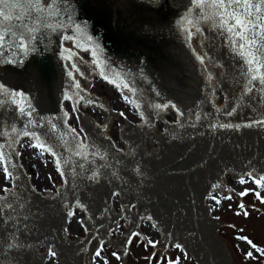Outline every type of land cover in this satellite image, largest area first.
<instances>
[{"label": "water", "instance_id": "95a60500", "mask_svg": "<svg viewBox=\"0 0 264 264\" xmlns=\"http://www.w3.org/2000/svg\"><path fill=\"white\" fill-rule=\"evenodd\" d=\"M21 3L25 7L13 9L11 20L0 18V33L5 37L0 49V84L5 85L0 90V144L5 145L7 167L14 173L7 198L0 196V220L4 221L0 223V264H46V256H34L29 244L58 250L60 264H91L90 244L85 241L99 235L105 223L97 222V215L111 216L113 191L121 193V207H129L121 215L127 216L129 226L138 221L134 230L143 240L140 217L151 215L158 222L161 242L152 253L164 250L165 255L168 244H180L197 254L202 264H238L217 226L225 222L204 207L208 190L238 197L228 194L230 187L221 183L220 175L228 171L245 175L242 167L264 175V125L254 123L264 121V85L259 83L264 78V53L257 43L246 46L241 55L239 38L220 21L221 11L234 10L243 17V8L218 10L214 0H203L200 7L191 0H56L57 15L55 9L37 13L27 0ZM225 20L231 23L230 17ZM76 25L82 33L72 31ZM190 27L200 29L206 56L214 66L222 67L219 83L226 99L218 111L212 103L214 88H209L211 71L192 54ZM31 28L36 29L32 33L36 38L28 44ZM21 34L29 49L35 47L34 52L18 47ZM63 35L75 36L84 49L98 44L95 59L104 77L116 84L122 80L136 91L139 114H144L139 130L153 132L148 124H157L154 108L148 106L168 101L177 105L183 113L180 125H167L177 140L175 148H168V137H156L161 154L143 149L144 137L131 128L122 131L131 147L129 157L118 153L110 147L114 142L100 139L102 131H91V120L83 122L86 117L77 105L73 113L81 116L88 145L77 134L73 136L63 104L66 94L78 100L80 91L65 72L61 52L68 51L59 43ZM247 35L253 37V32ZM255 39L259 41V35ZM249 53L256 61L251 65ZM70 57L72 64L77 63V55ZM8 59L16 62L8 64ZM12 92L23 96L13 97ZM233 108L236 111L228 116ZM220 124L234 127L222 129ZM13 128L21 135L35 132L41 144L55 151L65 175L64 188H58L55 195H40L36 190L15 154L14 141L19 138L6 139ZM93 171L99 178L89 180ZM240 203H244L241 198ZM74 204L83 205L81 210L92 215V225L85 224L92 231L84 242L75 240L68 248L63 240L70 220L67 212ZM117 221H122L120 215L110 226L112 233Z\"/></svg>", "mask_w": 264, "mask_h": 264}, {"label": "rangeland", "instance_id": "374dc122", "mask_svg": "<svg viewBox=\"0 0 264 264\" xmlns=\"http://www.w3.org/2000/svg\"><path fill=\"white\" fill-rule=\"evenodd\" d=\"M88 88L107 102L110 107L113 116L110 119V126L107 129V134L120 149L125 150L126 144L125 140L122 138V128L129 123L135 125L140 121V116L133 101L120 93L117 88L103 82H96V84L90 85ZM224 95V92L219 93V104H224L226 99ZM118 112H124L125 116H118ZM85 114L95 119L99 124H102L103 120L108 117V113L101 110L89 109ZM169 119L173 120L174 118L170 117ZM78 122L79 120L75 117V123L73 125L80 130L81 127ZM81 133L83 137L86 138L84 132L82 131ZM161 133H163V127L159 125V127H157V134L161 135ZM171 139L173 141L176 140L173 138ZM29 140L30 139L26 138L20 143L18 152L20 153L21 163L39 194L52 195L63 185V178L56 171V161L58 159L48 152H45L42 148L24 147L23 145L25 142ZM30 141L32 144L36 145L32 142L33 140ZM152 145L155 146L154 144ZM261 176L264 175H244L243 178L245 179V183L243 184L240 183L241 177H239L238 174L228 176L225 180V185L230 187L228 194L233 192L239 198L231 196V200H225V196L228 195L216 191L213 194L210 192L206 197V212L225 222L223 226L219 224H217V226L237 259L238 264H264V257L256 253L255 250L251 249L245 242L236 239L238 235H246L258 247H264V204H261L256 198V193L264 196V180H261L259 186L254 182L260 179ZM10 179L5 180L3 165H0V195L7 193L4 191V188L7 187L9 189ZM245 189L248 190L246 195L240 197L238 193ZM213 197L218 199L220 203H215ZM240 198L244 201L243 204L246 206L245 210L249 213L246 217L242 214L239 216L236 214L238 211H241L237 208V204L240 203ZM209 209H211V211H209ZM112 210L118 215L123 214L121 193L117 196H113ZM72 211L74 212V216H70L66 230L67 240L72 243H75V240L84 242V236L92 230H85L86 227L84 222L86 221V215L83 210L74 209ZM121 220L122 221H117L115 231L111 236L107 237L105 234L112 224L109 228L103 226L102 231H105L104 235L99 233V235L91 238L88 253H92L95 250L100 239L99 237L102 236L104 240L105 238L108 239L101 249L102 256L108 260V264H169L170 261H174L175 264H202L198 255L191 250L182 247L176 248L171 244H168L169 253L164 255V250H154L156 255L149 260L148 258L152 255V248L144 244L143 240L135 237L132 239L131 244L127 246L128 251L125 255L123 252V241L127 237L126 234H129L130 231H134L137 224L135 222L129 226L126 215L122 217ZM143 220L144 222L141 224V227L144 240L153 239L161 242L162 229L156 219L153 218L151 221L147 219ZM81 221L83 223H80ZM113 222L114 220L112 223ZM117 225H119V227H117ZM153 225H155V227H153ZM241 229H243L242 232ZM117 242H119V245H117ZM40 250V253L46 256V264H60L58 250H52L56 253L55 256L48 255V251L46 252L44 247ZM113 251L117 252V255H120L122 259L117 260L113 257L111 255ZM242 251H253V256L255 258L245 260Z\"/></svg>", "mask_w": 264, "mask_h": 264}, {"label": "snow or ice", "instance_id": "6c2138e0", "mask_svg": "<svg viewBox=\"0 0 264 264\" xmlns=\"http://www.w3.org/2000/svg\"><path fill=\"white\" fill-rule=\"evenodd\" d=\"M150 2L152 3H158L159 0H150ZM217 9L218 10H226L228 8H232L235 9V7L237 6H241L243 8V17L241 16L240 13L236 12V11H221L220 12V21H221V25L223 27L226 28V31L230 34H232V36L234 37H238L239 38V48L242 50L241 51V55H244L243 49H245L246 46H253L256 45L257 43L260 44V48L259 51L261 53H264V0H258V2H253V0H214ZM28 5H30L32 7V9L34 11H36L37 13H43L45 11V8H47L48 10H52L55 9L57 15L59 14V8L56 6V0H51V2H48L47 4L44 3V0H27ZM191 4L193 6L196 7H200L203 4V0H191ZM25 7L24 4L21 3V0H0V18H3L5 20H11L13 18V9H23ZM254 10V11H253ZM189 11H191V9H189ZM49 15H51V11H49ZM225 16H228L231 18V23L227 22L225 20ZM16 19H21V16L17 15L15 17ZM249 25H251V28H249ZM48 27H51V25H48ZM36 31L35 28H31L29 29V36H28V44H31L32 40H35V35H32V33H34ZM73 32L75 33H82L83 29L80 28L79 25H76L75 27H73L72 29ZM200 29L197 28V32H199ZM253 32V37H249L247 35L248 32ZM13 36H16V33H12ZM259 35V41H257L255 39V36ZM4 35L3 33H0V49H2L4 47ZM89 41H91V37H88ZM20 43L18 45V47L20 49H22L25 53H27L29 50L31 51H35V47L32 46L31 49H29L28 45L25 44V36L23 34L20 35L19 37ZM64 41H71L73 42V46L80 48L82 51H87V49H84L83 45L79 43V41L76 40V37L73 35H63L62 37H60L59 39V43L61 44V48H63V42ZM233 43V47H236L237 44L232 41ZM9 48L12 47L11 44L8 45ZM99 45L96 44L93 48H92V55L95 57L97 55V52L99 51ZM67 51V50H65ZM193 56L195 57V60L199 61L201 64L204 63L203 59L201 58V56L196 55L195 52L193 51ZM13 55H17V53H13ZM68 55L72 56L73 54L68 51ZM248 55H252L253 59H249L247 60V63H249L250 65L255 63V58H254V54L249 53ZM61 57L64 58V51L61 52ZM8 64H12L15 63L16 61L13 59H8L5 61ZM97 67H99V64H97ZM71 69H78V66L73 63L71 65ZM66 75L68 77H72L73 76V72L66 68L65 69ZM103 75V74H102ZM105 79H107V77H105ZM109 83H111L112 81L109 80ZM261 85H264V78H262L259 82ZM76 87H79V85H76ZM125 87H128L127 85H125ZM5 89V85L4 84H0V90H4ZM153 91H155V89H153ZM11 95L13 97L16 96H23V93L20 92H12ZM157 95H159V93H157ZM68 97L67 95H65V100H67ZM75 102V101H74ZM13 103H15V101H13ZM89 103H94L93 101H89ZM169 104H171L172 108L176 110L177 114L183 115L182 112H180V110L177 108V105L172 103V101H168V103L165 104H157L156 108L157 109H164V108H168ZM29 107L31 108V105H29ZM32 112H35L36 109L35 108H31ZM236 111L235 108H233L231 111L227 112L228 116H231L232 113ZM21 112H23V109H21ZM72 112H77V109L75 108H71L69 107L67 111L64 112L65 117H69L70 113ZM30 115V113H29ZM118 116L120 117H124L125 113L124 112H118L117 113ZM78 118V116H77ZM140 119L143 120L144 119V114L141 113L140 115ZM197 119H199V117H197ZM254 123H259L261 125H264V121H254ZM54 127V126H53ZM212 128H216L217 125L212 124L211 125ZM220 128H233L234 126L232 124H220L219 125ZM235 127L237 129H239V125H235ZM70 131L73 133V136L76 137V133H77V129L72 127L70 128ZM79 131H84L83 128H81ZM24 136L26 137H30V136H36L35 132H29V131H25L23 133ZM37 139H39V137H37ZM24 147H33V148H40L43 147L45 148L51 155L55 156L56 153L55 151L47 146L46 144H37L34 145L31 143V141H27L25 142V144L23 145ZM80 147H83V145H79ZM9 148H11V145H8ZM110 147L112 148H116L115 144L110 145ZM5 148L4 144H0V165H3V174H4V178L5 180L10 179L14 173L11 172V170L7 167L8 164V160L9 157L6 156L4 154L3 149ZM117 151H119V149H116ZM16 156H19L20 153L17 151ZM79 155V153H78ZM93 155H95V153H93ZM83 158H87L86 156H84ZM101 159H104L103 156H101ZM56 171L57 173H59L61 175V177H64V173L61 172L60 169V161L57 160L56 161ZM113 175L115 176L116 173H113ZM98 174L93 171L92 174L88 177L89 180H93V179H98ZM261 180H264V176H261L260 179L255 180L254 182L257 184V186L260 185ZM240 183L243 184L245 183V179L243 177H241L240 179ZM5 192H8L9 189L7 187L4 188ZM247 189L240 191L238 193V195L240 197H243L246 195L247 193ZM119 193L113 191L111 193L112 196H117ZM256 198L260 201L261 204H264V196H261L259 193H256ZM213 199L215 200V203L219 204L220 201L218 199H216L215 197H213ZM232 197L230 195L225 196V200H231ZM9 208L12 207V205H7ZM80 207H83V205H78ZM70 207V206H69ZM130 207H134V205H131ZM237 208L240 209L241 211H238L236 214L239 215H243V216H248L249 213L247 212L246 206L243 203H239L237 204ZM127 211V210H126ZM209 211H211V209H209ZM7 215V213H6ZM67 216H74V212L69 210L67 212ZM140 219H147L149 221L153 220V217L151 215H147V216H141ZM3 220H0V223H3ZM80 223H83L82 221ZM117 227H119V225H117ZM153 227H155V225H153ZM87 230V229H85ZM112 229L109 228L107 235L111 236L112 235ZM243 231V229H241V232ZM137 238L140 240H143L142 235L139 233L138 230H134V231H130L128 236L125 238V240L123 241V252L126 255L128 248L127 246L131 244L132 239L133 238ZM13 239H15V236L13 235ZM237 240L239 241H243L245 242L251 249H254L256 253H259L260 256L264 257V247H258L255 243H253V241L251 239H249L246 235H238L236 237ZM85 243L90 244L91 240L85 241ZM106 241L103 238L99 239V242L95 248V250L92 252L91 254V264H108V260L106 258H104L102 256V252L101 249L102 247L105 245ZM144 244L149 245L152 249H156L158 246V241L153 240V239H148V240H143ZM20 247H23V245H19ZM176 248H181L180 244H175L174 245ZM8 247L12 248L13 244L12 243H8ZM83 251L85 253H87L88 249L84 248ZM48 255L50 256H55L56 253L54 251H52L51 248H49L48 250ZM111 255L113 257H115L117 260H121L122 257L120 255H117V252L113 251L111 253ZM156 253L153 252L152 255L148 258L149 260H151L153 257H155ZM242 255L243 258L245 260H248L250 258H255L253 256V251H242ZM169 264H175L174 261H170Z\"/></svg>", "mask_w": 264, "mask_h": 264}, {"label": "bare ground", "instance_id": "6f19581e", "mask_svg": "<svg viewBox=\"0 0 264 264\" xmlns=\"http://www.w3.org/2000/svg\"><path fill=\"white\" fill-rule=\"evenodd\" d=\"M187 34H188L190 43L192 44V47L195 51V54L201 56V58L203 59L204 68L211 71L210 79H209V88H214L212 103H213L215 109L218 111L224 105V104L218 103L219 93H223V90H222L221 85L219 83V80H223L222 67L221 66H219V67L214 66L212 64V62L210 61L211 59L209 58V56H206V54L202 48L205 37L201 31L197 32L196 27H191V28L187 29ZM63 45L66 48L71 49V51L76 53V55H77V59H76L77 63H75V64L78 66V69H71L72 64H70V62H68V68H70V70L73 72V77L77 80L79 86L82 87L84 90V92H81V91L79 92L78 100H75V99L73 100V102L74 101L77 102L76 105L78 107V111L86 117V118H83V122L91 120V131H102L100 139H103L106 137V142H113V140L107 134V129L110 126V119L113 116V114L110 111V107L108 106L107 102H105L100 97L95 96L96 93L94 94L88 88L90 85L96 84V82H101V83L103 82V83L109 85L108 83L105 82L106 81L105 79H103L105 81L100 80L102 77L98 71V69L101 65L100 62L97 59H95V57L92 54H90V52L92 50L87 49L88 51H84L86 53H83V51L80 48L73 46L71 41L64 42ZM67 54L68 53L64 52V58H62L63 61H65V62L68 59ZM97 64H99V67H97ZM85 74H87V75H85ZM112 84L114 85L113 87L117 88V90L120 93H122L123 95H125L126 97H128L130 100L133 101V103L136 107V110L139 114V110H138V106H137L136 91L129 90L130 87H125L126 84L122 80L118 81L117 84L113 83V82H112ZM66 95L72 101V99L70 98L71 96L69 94H66ZM89 99H90V101H93L94 103L86 104V102ZM64 106H65L64 108L66 109V111L68 110L69 107H71L70 103H64ZM148 108H154V111H155V117H156V123L157 124H148V126L150 127V129L153 132L139 130L140 127L142 126L141 119H140L138 124L131 125L129 123V124L125 125L122 128V131H127V130L132 128V130L136 133V135L143 136L144 138H143L141 148L149 150V151H153V152L161 154L157 140H156V137H168V148H175L177 142H176V140L173 141L171 139L172 137H171V135H169L170 132L168 130L167 125H180L179 120L181 119V115L177 114L176 110L173 109L170 105L168 106V108H164V109H157L156 106H154V107L148 106ZM89 109L90 110H97V111L101 110L103 112H107L108 117L103 120L102 124H99L95 119H93L92 117L85 114L86 111ZM76 116L79 117V121H80L81 116L74 114L72 112V113H70L68 124L77 129V127L73 125L75 123V117ZM139 116H140V114H139ZM170 117H173L174 119L170 120L169 119ZM78 123L80 125V122H78ZM159 125H162V127H163V133H161V135L157 134V127H159ZM11 130L14 132H11V131L7 132L6 139L18 140V138H19V141H14L15 149H17L18 151H19L18 146H20V143L23 142V140H25L26 138L33 140L32 142L35 143L36 145L40 144L37 137H35V136L26 137L23 134L21 135V133H18L16 131V128H13ZM77 132H78V135L80 136V138L82 140L81 143H83L84 145L87 146L88 145L87 139L83 137L81 131H79L78 129H77ZM122 138L125 140L126 149L122 150L114 143L116 145V148L114 150L118 153H121V154L129 157L131 147H130L128 141L126 140L125 136L123 135V133H122ZM152 144H154L155 146H153ZM40 148H42L45 152H48L45 148H43V147H40ZM116 149H119V151H117ZM23 168H24V166H23ZM242 168H243L244 174L246 176L254 174V173H249V167H242ZM61 172H63V171H61ZM234 174H238V173L228 171V172L220 175L221 183L225 184V180L227 179V177L230 175H234ZM238 176L243 177L244 175L238 174ZM64 184H65V175L63 177V185L60 186L59 188H64ZM210 191H212V190H208L207 195L210 193ZM56 192H57V190L52 195H55ZM214 192L215 191L211 192V194H213ZM7 194H8V192L6 194L0 195V196L7 198ZM206 202H205V207H204L205 212L207 210L206 209L207 208ZM78 205H80V204H74L73 210L74 209L75 210L76 209L81 210V207ZM128 210H129V207L122 208L123 214H127ZM83 211L86 215V221L84 222V224L92 225V222L90 220V219H92V215H87V210H83ZM117 216H118V214H116L111 209V216H109L107 214L97 215V222H105L103 226H106V228L107 227L109 228V226L112 224V221L115 220ZM124 216L125 215H120V218H122ZM137 223H138V221H136V224ZM104 233H105V231H102V229H101L100 234L104 235ZM99 238H102V236ZM106 240H108V239L105 238V241ZM63 244L65 246H67L68 248H69L68 244L75 245V243H72L69 240H67L66 233H65L64 240H63ZM117 245H119V242H117ZM43 247H44L43 244H30L29 245V251H34V256H44L43 254L40 253L41 252L40 249H42ZM47 251L48 250H46V252Z\"/></svg>", "mask_w": 264, "mask_h": 264}, {"label": "built area", "instance_id": "2783aa9c", "mask_svg": "<svg viewBox=\"0 0 264 264\" xmlns=\"http://www.w3.org/2000/svg\"><path fill=\"white\" fill-rule=\"evenodd\" d=\"M88 51V50H87ZM86 58V57H85Z\"/></svg>", "mask_w": 264, "mask_h": 264}]
</instances>
